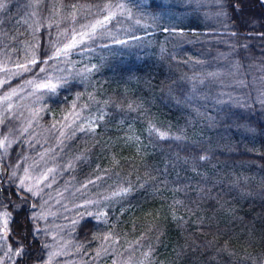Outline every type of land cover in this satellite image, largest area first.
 Wrapping results in <instances>:
<instances>
[{
  "label": "trees",
  "instance_id": "trees-1",
  "mask_svg": "<svg viewBox=\"0 0 264 264\" xmlns=\"http://www.w3.org/2000/svg\"><path fill=\"white\" fill-rule=\"evenodd\" d=\"M8 1L14 61L30 57V44L28 65L37 64L4 83L0 99L28 80L58 84L41 101L35 138L13 141L0 164L9 240L25 249L16 264H42L45 237L29 209L40 197L12 173L48 149L70 165L72 180L110 188L105 212L76 227L79 256L97 264L112 251L125 264L264 263V0ZM109 12L117 18L94 39L49 59L71 43L72 30L88 31ZM0 104L7 145L14 109Z\"/></svg>",
  "mask_w": 264,
  "mask_h": 264
},
{
  "label": "rangeland",
  "instance_id": "rangeland-1",
  "mask_svg": "<svg viewBox=\"0 0 264 264\" xmlns=\"http://www.w3.org/2000/svg\"><path fill=\"white\" fill-rule=\"evenodd\" d=\"M4 2L5 8L0 10V87L20 75L23 71L17 65H28L27 60L33 55V52H30L31 45L27 44L24 54L30 55V57L26 56L28 59L25 60L16 58L14 61V35L9 34L6 28L8 24L9 28L13 27L14 29V19L6 20L7 7H10L12 2L8 0H4ZM48 80H28L17 83L10 89V92L4 95L3 100L5 101L0 99V103L4 102L8 109H14V137L7 143L4 150H0V164L5 161V155L9 153L13 141L24 136L35 138L37 124L41 123L39 120L41 101L47 94V91L37 90V85ZM29 81L34 83H28ZM51 82L57 84L54 80ZM252 83L255 85V82L252 81ZM64 117L66 119L67 114L60 113L55 119L59 124L64 125ZM44 151L46 152L40 153L38 157L30 156L31 159L27 165L12 173L13 176L15 173V177H17L18 186H20V180L24 179V189L27 191L28 188H31L33 193H38L33 196L40 197L39 203L32 204L29 209L32 212V217L38 220L42 230L41 234L45 237V246L41 252L44 255L42 264H97L93 262L95 258L78 255L79 251L73 245V239L76 227L84 215L91 214L94 210L105 212L108 205L107 199L111 195L110 188L98 180L92 182L72 180L65 175L70 165L60 164L58 156L50 154V149ZM60 157L62 155H59ZM25 169L28 170V178L25 177ZM48 169L53 171L49 173ZM45 173L48 174V179L38 183ZM5 211L9 213L7 217L8 229L7 239L3 242L4 246L0 247V261H3V264H16L19 257L15 254H12L10 260L3 256V253L8 251L7 245L16 247L9 240L12 215L5 207H0V234H2L3 220L5 219L3 212ZM112 252L114 256H104L101 264H125L121 259H118L117 252ZM261 256L263 260L260 262H263L264 255ZM253 263L260 264L256 260Z\"/></svg>",
  "mask_w": 264,
  "mask_h": 264
},
{
  "label": "snow or ice",
  "instance_id": "snow-or-ice-1",
  "mask_svg": "<svg viewBox=\"0 0 264 264\" xmlns=\"http://www.w3.org/2000/svg\"><path fill=\"white\" fill-rule=\"evenodd\" d=\"M105 7H109V6H105ZM116 7L120 8L121 10L124 9V5L123 4H118L116 5ZM233 9H237V5L233 4L232 5ZM5 8V2L4 0H0V10ZM100 13L104 12V8H100L99 9ZM122 14V12H121ZM117 18V14L114 12H109L108 14L103 15V19H97L95 21V23L91 24V25H86L84 26L85 28L88 29V31H77V30H72L74 34L71 35V43L65 44L63 49H57L56 50V57H49V59H54V58H58L61 55H67L68 52L73 49L76 48L78 45H82L85 43V40H92L95 38L96 34H97V30L98 29H103L106 27L107 24L111 23L114 19ZM77 36H79V39H77ZM135 38V37H134ZM114 43H118V44H123V43H127V41H114ZM42 63H47V61H41ZM37 61L35 59L30 61L29 65H17L18 68L21 69V71L23 72H27L30 70V66L31 65H36ZM41 72H44L45 70L43 68L40 69ZM28 83H34L33 81H29ZM62 86V85H59ZM58 85L54 84L51 82V80L49 79L47 82H42L40 84L37 85V90H43V91H47L49 93H55L57 90ZM161 137L164 136L163 133L160 134ZM6 147V143L5 142H0V148H5ZM201 159H204V157H200ZM25 177L28 178V170L25 169ZM52 169H48V172H52ZM48 179V174L45 173L42 178L41 181L43 180H47ZM24 184H25V180L21 179L20 180V188L21 190H25L24 189ZM128 191V189L123 190V193H116L114 195H118V194H126ZM27 192L32 193L34 195H38V193H33V190L31 188L27 189ZM91 203V202H88ZM0 207H3V202L0 201ZM3 216L5 217V219L3 220V229H2V234H0V247H3V242L7 239V229H8V219L7 217L9 216V213H7L6 211L3 212ZM36 231H40L39 229H36ZM14 243L17 245L15 248H13L12 245H7L8 251L3 253V256L6 257L7 259H11L12 254H15L18 257H22L25 253V249L23 247L19 246V242H15ZM0 264H3V261H0Z\"/></svg>",
  "mask_w": 264,
  "mask_h": 264
}]
</instances>
